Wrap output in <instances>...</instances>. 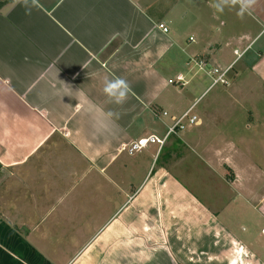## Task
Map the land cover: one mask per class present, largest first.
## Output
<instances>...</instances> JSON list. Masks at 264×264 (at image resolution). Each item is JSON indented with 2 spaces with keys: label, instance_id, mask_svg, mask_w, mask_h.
I'll list each match as a JSON object with an SVG mask.
<instances>
[{
  "label": "crops",
  "instance_id": "0c3cea01",
  "mask_svg": "<svg viewBox=\"0 0 264 264\" xmlns=\"http://www.w3.org/2000/svg\"><path fill=\"white\" fill-rule=\"evenodd\" d=\"M212 4L14 0L0 9V264H62L52 237L93 226L67 264H264V234L241 223L234 231L219 215L238 197L264 223V0L238 33L228 31L236 16ZM193 60L230 67L225 88L211 92ZM180 74L187 85L169 83ZM113 76L130 85L122 105L102 90ZM191 107L197 125L127 153ZM94 111L118 114L115 137L93 133ZM192 160L227 203L214 208ZM234 160L240 179L223 182Z\"/></svg>",
  "mask_w": 264,
  "mask_h": 264
},
{
  "label": "rangeland",
  "instance_id": "374dc122",
  "mask_svg": "<svg viewBox=\"0 0 264 264\" xmlns=\"http://www.w3.org/2000/svg\"><path fill=\"white\" fill-rule=\"evenodd\" d=\"M210 1L212 3L214 2V0H210ZM225 10H230L232 12V14L234 16H236L235 20L237 22H233L232 25L229 26L230 30H228V31L230 33H238V31L240 32L239 29L244 26V24L241 23L242 20H244V23L245 22L249 23V18H247L246 14L244 15L243 18H240L237 15L238 7L237 8H225ZM223 12H218V14L223 15ZM239 21H240V23H239ZM232 58H233V56H232ZM210 81H212V78ZM207 83H208L207 85H209L210 82H207ZM223 88H225V87H223V85L218 84L215 86V89L212 90L211 92H221L223 90ZM256 105H259V103H257ZM259 107H261V106H259ZM234 125L237 126V132L236 133L237 134L242 133V132H240V129H241L240 125L241 124L236 123ZM212 145L217 147L220 145H224V142L216 139L213 141ZM235 145L237 148H239V150L241 152L245 151L247 146L250 147V145H244V144H240V143H236V142H235ZM153 146H156V145H153ZM247 150L251 154H254V149H247ZM251 160H247L248 165L255 163L254 161L252 162ZM192 161H194V162H192ZM192 161H189L191 167L197 168V169H196V171H193L191 168H188V169H191L189 171V173H192L194 175V179H198L195 176V174H198L199 177L202 179V181H199L198 183H200L206 187L207 192H206L205 196H209L211 194V195H214V197L217 199L218 202L213 203V204H215L214 208H216V209L219 208V204L221 203V199L225 203H227V201H228L227 193H225L224 191H222V192L219 191L217 185H215L216 182L214 180V177L212 175H209L206 172L205 168H202V167L199 168V166L196 163V160H192ZM232 162L234 165L232 167H231V161L227 162L228 165H226V167H225L226 173L224 175L225 177L223 178V182L225 180V182H227V183H230V182L233 183L235 180L240 179V178L236 177V175H235V170L240 168L239 163L237 160H234ZM221 163L223 164V162H221ZM243 164H241V165H243ZM184 175H186V174L184 173ZM211 199H209V201H211ZM247 204L249 205V202H247ZM247 204L245 202H243L240 198L236 197L234 199V202H232L231 204H228L227 206L222 208L221 211H219L220 218L223 220V222H226L228 225H233L232 229H234V231H236L235 228L238 226V224L241 223V227H245L251 233L260 236L261 229H264V223L257 218V216H259V212L258 211L255 212V209L250 208ZM229 211H231L233 213L232 217L230 216V213H228ZM73 227L77 228V229L80 228L82 230H83V228L84 229L86 228V230H88L91 226H80L79 225V226H73ZM97 227L98 226H93L92 230L89 234H86L85 232L81 234L79 232L80 233L79 236L76 239H72V240H69L70 238H67L64 236L63 237H60V236L54 237L53 236L52 241H49V247H50L49 249L53 255V258L55 260H57V262L59 261L62 264H67L68 261L71 260L74 257V255L80 250V248L82 247V242L86 241V239L88 237H90L91 234L93 233L92 231L95 230ZM241 227H239V229ZM65 228H68V227H65ZM240 231H241V229H240ZM73 233H75V230ZM217 246H219V248H222V249L225 248V245L222 246V243L219 240H217ZM219 259L221 260V257ZM217 263H222V261H218V258H217Z\"/></svg>",
  "mask_w": 264,
  "mask_h": 264
},
{
  "label": "clouds",
  "instance_id": "9594fccd",
  "mask_svg": "<svg viewBox=\"0 0 264 264\" xmlns=\"http://www.w3.org/2000/svg\"><path fill=\"white\" fill-rule=\"evenodd\" d=\"M24 2L27 4L28 0H24ZM256 4L257 0H214L212 6L217 12H223L225 8L238 7L237 15L243 18L245 14H252ZM102 90L109 98L110 103L122 105L127 100L130 85L124 78L113 76L104 80ZM115 118H118V114L112 111L92 112L91 126L93 133L99 136L115 137L119 131Z\"/></svg>",
  "mask_w": 264,
  "mask_h": 264
},
{
  "label": "built area",
  "instance_id": "2783aa9c",
  "mask_svg": "<svg viewBox=\"0 0 264 264\" xmlns=\"http://www.w3.org/2000/svg\"><path fill=\"white\" fill-rule=\"evenodd\" d=\"M163 31L166 32L167 29L163 28ZM236 57H240L241 55L238 54L237 52L234 53ZM191 65L195 66L198 68V71L200 72H206L208 75L211 76L212 78V84L211 86H215L218 84L221 85H227V74L230 70V67L220 70L216 67H212L210 65L204 64L203 62L199 61L197 62L196 60H193L191 62ZM170 84H173L177 87H184L187 85V82L185 81L183 75H177L173 80H169ZM192 107L189 108L187 111H185L183 114L180 116H175L171 118V125L168 127L166 134L162 137L159 138L155 135H149L147 137L140 138L134 142H131L127 147H125V150L127 151L128 154L132 155L136 152L141 151L144 149L147 145H157L158 148L160 149L167 138L171 135H177L180 132H183L190 126H195L198 124L199 119L197 118L196 115L191 113ZM165 115V113L163 114ZM141 141H144V143H141ZM261 233L264 234V229L261 230Z\"/></svg>",
  "mask_w": 264,
  "mask_h": 264
},
{
  "label": "trees",
  "instance_id": "16d2710c",
  "mask_svg": "<svg viewBox=\"0 0 264 264\" xmlns=\"http://www.w3.org/2000/svg\"><path fill=\"white\" fill-rule=\"evenodd\" d=\"M14 0H0V9L3 8L5 5L12 3Z\"/></svg>",
  "mask_w": 264,
  "mask_h": 264
},
{
  "label": "snow or ice",
  "instance_id": "6c2138e0",
  "mask_svg": "<svg viewBox=\"0 0 264 264\" xmlns=\"http://www.w3.org/2000/svg\"><path fill=\"white\" fill-rule=\"evenodd\" d=\"M141 143H144V141H141Z\"/></svg>",
  "mask_w": 264,
  "mask_h": 264
}]
</instances>
